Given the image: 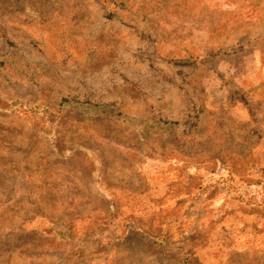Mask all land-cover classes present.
<instances>
[{"label":"rangeland","instance_id":"obj_1","mask_svg":"<svg viewBox=\"0 0 264 264\" xmlns=\"http://www.w3.org/2000/svg\"><path fill=\"white\" fill-rule=\"evenodd\" d=\"M0 103V264H264V0H0Z\"/></svg>","mask_w":264,"mask_h":264},{"label":"trees","instance_id":"obj_2","mask_svg":"<svg viewBox=\"0 0 264 264\" xmlns=\"http://www.w3.org/2000/svg\"><path fill=\"white\" fill-rule=\"evenodd\" d=\"M14 107H16V106H14L13 104H9V103H4V104H2V103H0V110H8V111H12V110H14ZM258 207V205L253 209V211L254 212H257L258 210H260L259 208H257ZM256 225H257V223H256ZM256 227H255V225H254V229H255Z\"/></svg>","mask_w":264,"mask_h":264}]
</instances>
